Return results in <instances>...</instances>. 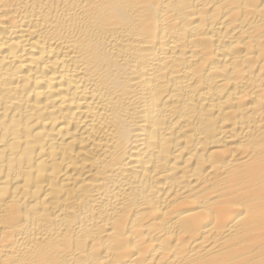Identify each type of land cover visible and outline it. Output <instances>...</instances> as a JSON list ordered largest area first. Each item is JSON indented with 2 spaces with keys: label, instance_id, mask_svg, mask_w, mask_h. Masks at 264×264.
Here are the masks:
<instances>
[{
  "label": "bare ground",
  "instance_id": "6f19581e",
  "mask_svg": "<svg viewBox=\"0 0 264 264\" xmlns=\"http://www.w3.org/2000/svg\"><path fill=\"white\" fill-rule=\"evenodd\" d=\"M0 264H264V0H0Z\"/></svg>",
  "mask_w": 264,
  "mask_h": 264
}]
</instances>
